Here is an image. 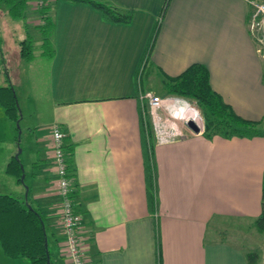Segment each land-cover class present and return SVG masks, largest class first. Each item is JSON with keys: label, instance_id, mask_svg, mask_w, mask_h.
Returning a JSON list of instances; mask_svg holds the SVG:
<instances>
[{"label": "crops", "instance_id": "obj_1", "mask_svg": "<svg viewBox=\"0 0 264 264\" xmlns=\"http://www.w3.org/2000/svg\"><path fill=\"white\" fill-rule=\"evenodd\" d=\"M105 2L132 9L131 21L107 20L89 3L52 0L51 54L40 42L33 58L8 66L5 80L20 112L17 85L24 82L49 114L26 126L32 135L23 154L0 106V192L20 195L42 212L51 264H69L51 149L58 125L73 142L71 194L88 264H247L244 249L220 228L228 221L254 223L261 211L264 136L207 138L202 123L199 132L183 125V136L156 141L155 215L146 191L140 69L159 21L149 85L156 77L161 83L163 72L175 75L201 62L211 86L238 114L264 119V56L249 29V0H169L165 9V0ZM14 157L20 178L7 170ZM2 256L0 248V262L10 264Z\"/></svg>", "mask_w": 264, "mask_h": 264}, {"label": "trees", "instance_id": "obj_2", "mask_svg": "<svg viewBox=\"0 0 264 264\" xmlns=\"http://www.w3.org/2000/svg\"><path fill=\"white\" fill-rule=\"evenodd\" d=\"M40 17L43 20L37 23V29L41 36V44L44 53L51 54V34L54 20L49 10L52 7L50 0H42ZM85 2L99 9L103 17L114 22L128 23L133 16L132 9H121L111 6L102 0H72ZM169 0H165L164 9ZM10 5L13 15H20L26 8L27 0H0ZM159 21L155 22L147 41L144 56L141 58V81L146 90H151L149 78L154 71V65L150 54L158 32ZM19 56L31 59L34 56L33 41L26 38L19 41ZM7 83L0 84V105L4 113L11 120L18 123L21 116L13 84L7 77ZM141 82V84H142ZM162 92L165 95H177L192 99L199 106L203 118L202 134L207 138L221 135L229 138L232 136L253 137L264 136V119H251L238 114L232 106L226 102L210 83V75L207 66L201 62H192L184 70L175 75H161ZM143 149L146 161V191L148 206L156 215L157 184L154 162V145L157 141L153 123L140 119ZM66 138V136H65ZM63 142L64 152L67 155V172L71 179L75 175L76 168L73 164V142ZM7 170L20 178L22 174L21 161L14 157L7 164ZM72 196V194H71ZM157 218V217H155ZM156 220V219H155ZM255 228L264 232V173L261 193V211L254 218ZM157 225V220H156ZM158 226V225H157ZM157 230V253L160 255L159 231ZM0 248L9 258L26 257L29 264H51V253L46 243L45 220L42 212L31 206L20 195L10 192H0ZM247 264H254L258 254L253 250H244Z\"/></svg>", "mask_w": 264, "mask_h": 264}, {"label": "built area", "instance_id": "obj_3", "mask_svg": "<svg viewBox=\"0 0 264 264\" xmlns=\"http://www.w3.org/2000/svg\"><path fill=\"white\" fill-rule=\"evenodd\" d=\"M38 2L40 6L43 4L42 0ZM249 2L252 7L249 29L257 43L259 54L264 56V1L249 0ZM40 21L43 22L42 19ZM140 100L142 117L145 122L148 119L152 121L157 141H168L183 136L182 126L189 127L187 124L189 120L202 126L201 112L186 99L174 95L161 96L149 90L140 94ZM169 104L173 107H170ZM165 108L171 112L170 115L161 113V110ZM172 110L178 114H173ZM51 130V149L57 176V189L61 197V227L64 233L68 263L88 264L80 246L79 220L73 208L71 179L67 172V155L63 148L66 132L58 125H53Z\"/></svg>", "mask_w": 264, "mask_h": 264}, {"label": "rangeland", "instance_id": "obj_4", "mask_svg": "<svg viewBox=\"0 0 264 264\" xmlns=\"http://www.w3.org/2000/svg\"><path fill=\"white\" fill-rule=\"evenodd\" d=\"M39 0H27L26 8L21 9L22 13L20 15H13L10 10V5L5 2L0 3V84L6 83L5 77L7 74V68L10 64L14 63V60L21 59L18 54L19 41L26 38L27 40H32L34 49L38 50L40 47L39 31L37 29V23L40 22V5L38 4ZM52 2V0H50ZM105 1V0H102ZM55 1V6H56ZM52 5L49 13H53ZM53 18V15H52ZM54 19V18H53ZM264 59V58H263ZM16 65V64H15ZM25 67L26 60H22V64L19 65L20 71L24 72L25 75ZM159 77L154 79V83H151V91L159 94L161 96H169L165 95L162 92V85L159 82ZM19 102L21 105V118L18 124L13 122V131L14 138L17 140V150H23V154L26 153L28 147L27 139H31L32 133L28 131L26 126L31 124H37L38 116L42 113V117L46 118L49 112L46 105L40 104L38 105L37 99H33V95L27 90L24 82L20 85H17ZM149 91V90H146ZM171 95V94H170ZM177 96V95H174ZM183 99H186L190 103H193L196 108L199 109V106L192 99H188L186 97L178 96ZM33 102L32 107L30 108L27 105V102ZM39 102V101H38ZM1 106V105H0ZM170 106V104H169ZM2 107V106H1ZM173 107V106H170ZM165 108L161 110L162 114L166 113L171 114L170 111ZM179 109V108H178ZM173 114H178V112L173 111ZM189 128V127H187ZM192 130L191 128H189ZM193 131V130H192ZM4 132V130H3ZM3 141V140H2ZM5 145V141H3ZM2 143V144H3ZM231 222V225H228L227 228L221 229V234L231 240L232 242H236L239 244L244 250H253L258 254V258L254 264H264V232H259L254 223H245L236 221H228ZM233 223V226H232ZM232 226V227H231ZM224 230V231H222ZM5 259H9L10 264H29V261L26 257L11 258L7 256H2ZM0 264H7V262H0Z\"/></svg>", "mask_w": 264, "mask_h": 264}, {"label": "water", "instance_id": "obj_5", "mask_svg": "<svg viewBox=\"0 0 264 264\" xmlns=\"http://www.w3.org/2000/svg\"><path fill=\"white\" fill-rule=\"evenodd\" d=\"M189 128H191L194 132H199L202 128H201V125H199L198 123H196L195 121L193 120H189L187 122ZM47 243V241H46Z\"/></svg>", "mask_w": 264, "mask_h": 264}]
</instances>
